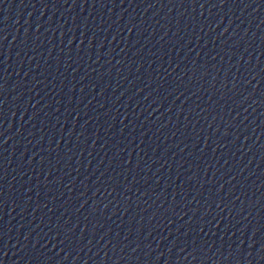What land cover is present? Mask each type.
Listing matches in <instances>:
<instances>
[{
	"label": "water",
	"instance_id": "obj_1",
	"mask_svg": "<svg viewBox=\"0 0 264 264\" xmlns=\"http://www.w3.org/2000/svg\"><path fill=\"white\" fill-rule=\"evenodd\" d=\"M0 37V264H264V0H0Z\"/></svg>",
	"mask_w": 264,
	"mask_h": 264
},
{
	"label": "snow or ice",
	"instance_id": "obj_2",
	"mask_svg": "<svg viewBox=\"0 0 264 264\" xmlns=\"http://www.w3.org/2000/svg\"><path fill=\"white\" fill-rule=\"evenodd\" d=\"M226 2V0H220V3L221 4H223V3H225ZM204 5L203 4H201V7H203ZM213 6H215V5H213ZM0 39H2V37H0ZM3 87V85H0V88H2ZM0 203H2V201H0Z\"/></svg>",
	"mask_w": 264,
	"mask_h": 264
}]
</instances>
